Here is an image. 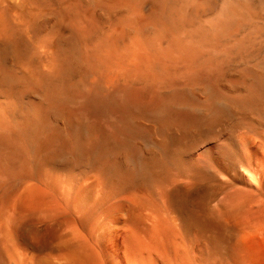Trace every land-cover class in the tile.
<instances>
[{"label": "bare ground", "instance_id": "bare-ground-1", "mask_svg": "<svg viewBox=\"0 0 264 264\" xmlns=\"http://www.w3.org/2000/svg\"><path fill=\"white\" fill-rule=\"evenodd\" d=\"M260 194L264 0H0V264H264Z\"/></svg>", "mask_w": 264, "mask_h": 264}, {"label": "rangeland", "instance_id": "rangeland-1", "mask_svg": "<svg viewBox=\"0 0 264 264\" xmlns=\"http://www.w3.org/2000/svg\"><path fill=\"white\" fill-rule=\"evenodd\" d=\"M235 187V184L232 182H229L227 186L221 185V184H217V185H213L210 187L209 191L207 190L206 192H208L206 195L209 197L207 200L209 206L211 207H218L222 205V200L227 196V194L229 192H231V190H233V188ZM232 187V189L230 188ZM212 188V189H211ZM231 190H230V189ZM227 189V190H226ZM229 190V191H228ZM211 193V194H210ZM226 194V195H225ZM206 196V197H207ZM225 196V197H224ZM257 200H264V194H260L257 195ZM211 200V201H210ZM221 204V205H220ZM254 206H257L256 204H254Z\"/></svg>", "mask_w": 264, "mask_h": 264}]
</instances>
